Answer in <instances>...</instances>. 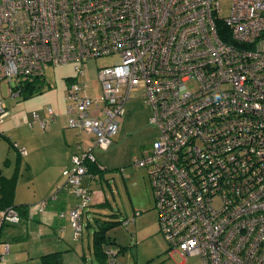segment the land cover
I'll return each instance as SVG.
<instances>
[{
    "label": "built area",
    "instance_id": "1",
    "mask_svg": "<svg viewBox=\"0 0 264 264\" xmlns=\"http://www.w3.org/2000/svg\"><path fill=\"white\" fill-rule=\"evenodd\" d=\"M101 56L116 60L98 70L100 98L71 79L65 111L93 144L50 198L64 189L82 197L68 213L74 238L90 201L83 178L94 176L90 163L105 169L93 150L110 148L126 102L143 97L160 136L133 165L148 171L170 251L202 264H264V0H232L225 17L221 0H0V86L10 97L48 65L73 64L80 76ZM8 114L0 97V124ZM49 117L35 112L30 125L47 128ZM1 219L22 216L9 206ZM0 244L6 264L10 244ZM104 249L117 264L120 251Z\"/></svg>",
    "mask_w": 264,
    "mask_h": 264
},
{
    "label": "rangeland",
    "instance_id": "2",
    "mask_svg": "<svg viewBox=\"0 0 264 264\" xmlns=\"http://www.w3.org/2000/svg\"><path fill=\"white\" fill-rule=\"evenodd\" d=\"M231 6L232 0H221V15L228 16ZM115 60L114 56L90 59L84 66V74L80 76L73 64L48 65L39 82L40 87L28 97L21 94L12 98L7 84H1L0 97L5 98L9 114L0 124V174L10 177L18 166L16 201L31 199L47 188L49 181L46 172L41 171L39 165L50 164L49 160L55 161L54 157H59L61 153L60 145L54 139L57 137H49L50 129H40L34 123L30 127L33 113L45 117L49 106L59 111L66 109L71 79L80 84L87 83L83 92L85 95L100 98L102 88L98 70L113 64ZM125 110L124 128L110 148L104 150L97 147L94 151L98 162L106 167L102 170L104 177L97 176L98 179L88 184L91 188L90 201L84 214L83 232L77 239L71 233L66 236L62 264H102L93 250L95 216L117 222L106 231L109 241H115L111 246L120 250L117 264H202L199 256L183 255L178 250L170 251L160 230L157 208L135 206L134 201L145 203L149 199L150 189H147L150 186L145 185L147 180L143 167L134 166L133 162L143 156L144 149L159 138L160 132L150 120L152 107L143 97L129 99ZM85 138L90 140L89 136ZM15 142L29 154L21 156L14 146ZM36 146L42 148L33 151ZM30 163L34 165L33 171H29ZM35 165H38L39 170H35ZM36 189L39 191L36 192ZM72 194L79 199L77 204L82 203V197ZM101 200L105 201V205L97 204ZM125 221L128 223L125 224ZM4 228L13 230L20 227L6 224ZM40 261L35 258L24 264H41ZM107 262L109 264L108 257Z\"/></svg>",
    "mask_w": 264,
    "mask_h": 264
},
{
    "label": "crops",
    "instance_id": "3",
    "mask_svg": "<svg viewBox=\"0 0 264 264\" xmlns=\"http://www.w3.org/2000/svg\"><path fill=\"white\" fill-rule=\"evenodd\" d=\"M53 109L55 111L54 117H49L48 114H46L45 116L47 118H50L47 128H42L38 122L34 123V125L36 124L40 129H50L49 137H57L54 139L56 143L60 145L59 150L61 153L59 157H54L55 161L49 160L50 164H44L41 166L39 165L41 171L46 172V177L49 181L47 188L44 189L43 192H40L38 196L36 195L31 199H25V201L20 199H18V201H16V199L14 200L16 204L32 205V208L23 215L21 222L13 224L19 226L20 228H15L13 230L5 229L4 225H6L7 223H1L0 211V241H7L10 244V252L7 256L6 264H24V262L35 258H39V260H41L40 263L43 264L41 259L42 255L57 251L62 252L63 258V252L66 249L62 248L67 245L66 236L71 233L74 237L73 228L71 226L68 213L69 210L75 207V205L79 202V199L76 198L74 194H72V192L66 189L61 190L58 193L57 199L52 200L50 198L55 192L56 187L65 183L66 177L64 176L63 171L74 166L72 157L74 155L81 154L83 152V149H86L93 144V135L87 132L80 131L79 129L69 127L67 125L65 115L66 109L60 111L55 108ZM124 122L125 120H123L121 131L124 128ZM30 127H33V125H30ZM85 136H89L90 140H87ZM152 144L153 143H151L148 148L144 150H149L152 147ZM41 148V146H36L34 147L33 151L39 150ZM95 149L96 148H94L93 151H95ZM28 168L29 171H33L34 165L30 163ZM36 169H38V165H35V170ZM143 169L144 177L147 180L145 181V185L146 187L150 186L147 189H150V196L149 199H146L145 203L143 201L141 202V200L139 202L134 200L133 201L135 206L137 205V207L139 205L147 209H155V200L153 197L154 193L149 174L146 168L143 167ZM103 172L101 174H97L96 177L99 176V178H103ZM96 177L85 175L83 178V184L91 189L88 184L93 181V179H98V177ZM85 181H87L88 183H85ZM18 188L19 183L17 179L15 197L17 196ZM38 191L39 190L36 189V192ZM42 199L47 200L46 205L43 209L39 207V203ZM103 203H105V201L101 200L97 202V204H99L100 206ZM62 213H64L65 216H61ZM97 218H99V216H95V219ZM126 222L128 223V221H125L124 223L126 224ZM6 232H8V234L10 235H8ZM1 249L2 246L0 244V251Z\"/></svg>",
    "mask_w": 264,
    "mask_h": 264
},
{
    "label": "trees",
    "instance_id": "4",
    "mask_svg": "<svg viewBox=\"0 0 264 264\" xmlns=\"http://www.w3.org/2000/svg\"><path fill=\"white\" fill-rule=\"evenodd\" d=\"M40 80H42V78H35L33 80L25 81L22 84L21 94L24 95V97H28L29 95L33 94L36 91V89L40 87V84H39ZM14 146L18 149L21 156H25L21 154L20 152V148L22 147H20L16 142L14 143ZM90 171L93 173L95 177L98 173L99 174L102 173V170H100L98 166L94 163L93 164L90 163ZM17 172H18V166L16 167L15 173L10 177L0 174L1 217H2V211L9 206H13L17 208L20 211L22 217L27 211H29L32 208L31 204H16L14 202L16 186H17V179H18ZM103 205H105V203L101 204V206ZM1 223L2 224L4 223L2 219H1ZM115 223L117 222L108 221L101 217L96 219V224H95L96 229L94 231V237H93V250H94L96 257L100 260L102 264H108L104 245L115 243V241L113 242L109 241V239L106 236V231L109 228L115 226ZM7 224H10V223H7ZM41 259H42L43 264H62L63 262L61 251L42 255Z\"/></svg>",
    "mask_w": 264,
    "mask_h": 264
}]
</instances>
